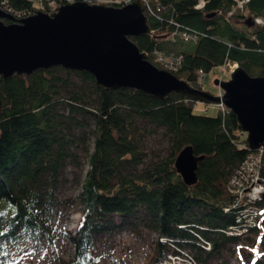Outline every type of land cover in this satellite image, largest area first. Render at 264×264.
Returning a JSON list of instances; mask_svg holds the SVG:
<instances>
[{
  "label": "trees",
  "instance_id": "16d2710c",
  "mask_svg": "<svg viewBox=\"0 0 264 264\" xmlns=\"http://www.w3.org/2000/svg\"><path fill=\"white\" fill-rule=\"evenodd\" d=\"M3 1L14 11L33 14L38 10L31 0ZM40 1L48 9L47 0ZM69 1L58 0L60 5ZM147 1L171 6V11L163 21L150 19L154 35L132 39L141 52L151 54L158 48L180 51L184 63L176 74L179 78L197 86L199 71L209 74L227 62L250 76H264V23H256V19L264 20V0H246L242 9L238 1L244 0H205L203 9L195 8L199 0ZM123 4L115 3V7ZM249 17L254 26L246 25ZM176 25L198 32V41L165 42L162 37ZM62 72L77 74L83 83L92 85L95 104L83 91L64 99L67 82ZM0 90V264H13L26 244L53 247L59 236L73 245L68 264H95V237L113 235L130 219L132 225L142 223L158 238L194 241L197 234L211 241L209 253L193 243L185 245L199 264H209L215 255L221 259L228 246L238 242L223 232L235 224V214L225 213L231 204L225 187L249 153L236 146L240 135L245 143L247 139L233 112L223 122L220 114L212 117L196 112V101L183 95L162 100L133 89L105 90L92 74L62 67L31 76L0 77ZM88 119L93 122L91 152ZM138 119L165 129L171 142L169 160L141 171L137 168L143 165L146 153L136 138ZM187 146L196 156H205L193 186H187L174 167ZM81 153L90 154L89 164L82 186V219L71 236L53 223L59 204L55 193L61 172L68 165L79 167ZM261 171L264 177V154ZM115 215L122 218L121 224L114 221ZM261 245L264 248V232ZM157 252L156 264L166 258L169 249L157 241Z\"/></svg>",
  "mask_w": 264,
  "mask_h": 264
},
{
  "label": "water",
  "instance_id": "95a60500",
  "mask_svg": "<svg viewBox=\"0 0 264 264\" xmlns=\"http://www.w3.org/2000/svg\"><path fill=\"white\" fill-rule=\"evenodd\" d=\"M145 8L144 0L121 7L76 1L52 14L37 11L17 20L0 2V77L31 76L62 67L92 74L105 90L133 89L162 100L180 94L207 105L223 103L247 134L249 148H264V76H250L237 66L230 80H215L223 92L216 96L156 67L132 39L153 34ZM245 23L254 26L250 17ZM204 158L196 156L191 146L177 156L174 167L187 186L198 182L197 169Z\"/></svg>",
  "mask_w": 264,
  "mask_h": 264
},
{
  "label": "rangeland",
  "instance_id": "374dc122",
  "mask_svg": "<svg viewBox=\"0 0 264 264\" xmlns=\"http://www.w3.org/2000/svg\"><path fill=\"white\" fill-rule=\"evenodd\" d=\"M76 1L114 7L115 3L126 2V0H71L70 3ZM37 11L49 13L45 5L38 7ZM4 22L7 23L8 21L4 20ZM186 46V48H189V45ZM61 75L67 82V87L62 90V97L64 99L68 100L72 92L81 93L83 91L86 96H90V103L95 104L92 103V101L96 100L92 85L83 83L77 74L62 72ZM230 76V73L223 74L222 70L217 67L209 73L205 81H202L196 87L209 91L216 96H221L223 92L219 87L214 85V82L216 79L228 81L230 80ZM220 92L222 93L221 95ZM195 106L196 104L194 103L193 107ZM197 106L200 109L208 108V111L205 113L194 108L198 113L212 117L219 114V108L216 105H207L199 102ZM61 110L65 111V108L62 107ZM92 131L93 122L91 119H88L86 132L90 152L94 143ZM136 134L143 152L146 153L143 165L137 168L138 171L151 164L160 163L171 158L170 137L165 129L158 128L147 120L138 119L136 121ZM241 141L244 142L243 135H240ZM89 155L81 153L79 167L76 168L68 165L61 172V183L55 193L59 204L55 207L53 223L59 230L71 236L77 233L82 219L83 203L81 194L83 182L88 171ZM113 219L117 224L122 223V218L117 215L113 216ZM133 222L134 220L130 219L111 236L101 234L95 237L92 256L97 260L96 263L156 264L158 235L147 229L142 223L132 225L131 223ZM74 228H76L75 233L70 231ZM262 235L263 230L257 231L245 240L230 244L228 246L229 249L223 252L221 259L215 255L209 264H251L254 260V254L257 255V261L264 264V248L260 245ZM167 248L171 251L170 246H167ZM72 256L73 245L63 236H59L55 239L53 247H47L46 245L44 247H34L30 244L24 245L19 250L16 261L13 264H68ZM171 264H183V262L176 260Z\"/></svg>",
  "mask_w": 264,
  "mask_h": 264
},
{
  "label": "built area",
  "instance_id": "2783aa9c",
  "mask_svg": "<svg viewBox=\"0 0 264 264\" xmlns=\"http://www.w3.org/2000/svg\"><path fill=\"white\" fill-rule=\"evenodd\" d=\"M37 7L43 6L40 0H31ZM133 0H126L125 4L132 2ZM145 15L149 19H156L163 21L164 15L171 11V6H165L160 3L151 5L147 0ZM71 2V1H69ZM247 1H238V6L242 9L243 4ZM49 13L52 14L57 11L60 5L58 0H47ZM207 4L205 0H199L196 9H203ZM1 7L8 13L12 14L17 20L26 18L32 13L26 11H14L6 5V2H1ZM34 14V13H33ZM256 23L263 24L264 20L256 19ZM154 35V31H152ZM151 35V36H152ZM199 34L196 31H190L180 28L176 25L175 30L169 34L164 35L162 39L165 42L179 44V43H196L198 41ZM148 60L160 69L167 70L173 74H178L183 67L184 55L178 50H166L155 49L151 54L147 53ZM237 67L236 64L227 62L226 64L219 66L222 73H230ZM209 74L203 71H199L197 75L198 85L207 79ZM222 93L220 92V95ZM222 96V95H221ZM195 109H198L202 113L208 111V108L200 109L195 102ZM219 108V114L221 115L223 122L226 115L230 110L223 104L216 105ZM197 107V108H196ZM245 134V133H244ZM243 135V134H242ZM236 146L249 151L246 159L233 171L232 175L228 179L226 184V192L231 197V204L225 209V213L233 212L235 214V224L230 226L227 230L223 231L226 236L234 237L238 239V242L247 239L249 236L257 231L264 232V177L262 176V159L264 154V148L257 150H251L248 142L237 141ZM196 240H180L172 239L166 236H160L158 241L166 246L171 247L169 254L158 264H171L176 260L183 262V264H199L192 251L185 245L193 243L204 252L209 253L212 251L211 241L205 239L202 236L195 234ZM237 242V243H238ZM181 244L182 246H180ZM261 245V242H260ZM256 253V252H255ZM253 262L257 261V255L254 254ZM95 264H123L121 262H105Z\"/></svg>",
  "mask_w": 264,
  "mask_h": 264
},
{
  "label": "bare ground",
  "instance_id": "6f19581e",
  "mask_svg": "<svg viewBox=\"0 0 264 264\" xmlns=\"http://www.w3.org/2000/svg\"><path fill=\"white\" fill-rule=\"evenodd\" d=\"M70 231L73 232V233H75L76 232V228L71 229Z\"/></svg>",
  "mask_w": 264,
  "mask_h": 264
}]
</instances>
